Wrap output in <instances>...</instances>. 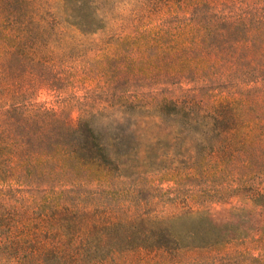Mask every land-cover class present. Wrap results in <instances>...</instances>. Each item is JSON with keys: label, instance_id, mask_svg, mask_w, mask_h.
Masks as SVG:
<instances>
[{"label": "trees", "instance_id": "16d2710c", "mask_svg": "<svg viewBox=\"0 0 264 264\" xmlns=\"http://www.w3.org/2000/svg\"><path fill=\"white\" fill-rule=\"evenodd\" d=\"M101 3L0 0V264H264V220L252 233L208 213L233 197L264 212V0H149L144 28L116 37L141 53L131 72L148 82L71 126L34 94L58 88L69 30L106 28ZM132 168L204 178L207 192L171 214L122 191L87 208L88 187ZM75 186L77 204H62L58 189Z\"/></svg>", "mask_w": 264, "mask_h": 264}, {"label": "rangeland", "instance_id": "374dc122", "mask_svg": "<svg viewBox=\"0 0 264 264\" xmlns=\"http://www.w3.org/2000/svg\"><path fill=\"white\" fill-rule=\"evenodd\" d=\"M148 1L102 0L101 12L103 15V10L105 12L106 28L88 37H83L75 30L67 32L66 47L57 49L54 55L55 64L58 66L56 70L60 76L58 88H40L34 94L35 100L63 112L71 126L76 125L79 112L83 108L90 111L100 110L108 115L121 110L118 109L117 103L142 91L148 80L141 73L133 75L131 72L133 60L141 71V53L132 49L125 40L119 43L116 37L137 35L138 28H144V24L149 20H145ZM152 19L156 20L153 17ZM156 80L158 76H155L152 82ZM108 104L112 106L101 109ZM121 125L125 127L122 122ZM126 132L125 130L123 134ZM147 153L151 152L141 146L137 165L140 166ZM133 170L134 168L129 171L131 176L123 180V183L107 178L99 185L88 187L89 193L84 200L87 208L98 211L102 208L101 200L109 205L116 197L117 191H122L124 197L136 202L137 208L171 214L178 212L182 207L174 200L179 201L195 192H207V181L204 178H173L163 172L136 178ZM73 190L75 192L66 193L61 188L58 189V198L62 204H77L79 186H75ZM125 206L130 207L132 204ZM208 213L217 224L239 223L251 228L252 233L264 220V212L260 208H254L238 197L209 204Z\"/></svg>", "mask_w": 264, "mask_h": 264}]
</instances>
